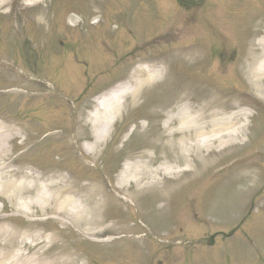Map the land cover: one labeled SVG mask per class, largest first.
<instances>
[{
  "label": "rangeland",
  "instance_id": "obj_1",
  "mask_svg": "<svg viewBox=\"0 0 264 264\" xmlns=\"http://www.w3.org/2000/svg\"><path fill=\"white\" fill-rule=\"evenodd\" d=\"M56 1L57 0H51L53 4L52 7L56 5ZM61 1H63V3L59 6L60 9H65L69 7L71 3H75L81 5V11H86L88 8L97 9V6L101 7L104 5V3L100 4L102 0H95L96 2L94 3H91L93 0L90 2H88V0ZM83 1H87L88 5L86 2L83 3ZM111 2L112 5L109 3V6L106 8L109 10V8L112 6L111 10L114 12V14L111 15L110 11L107 14L106 24L108 25V28L104 31V39L101 41V43H107L112 47V51L114 47V50L117 52V55L119 54V56L114 55L112 52H108L107 49H110L109 47H106V49H102L100 47L98 52L101 51L102 55L106 54V56L101 57L100 59L97 58L98 69L95 71H98V73L101 71H106L107 68L111 67L113 64V67L116 68L114 71L117 73H113L110 79H108L110 76L98 77V81L99 78L104 81L97 82L94 87L95 90L93 89L89 95L100 90L103 86L110 84L116 78L125 76L126 69L124 71L119 70L127 68V63L124 64V60L119 59V57L124 53H128L132 45L135 46L140 42L148 45L146 51L152 58H156L159 61L162 60L168 63L170 57H175L173 55L174 50H169L170 48H168V45L175 43L176 36L179 37V48L181 51L185 52V57L189 49L199 46L203 47V49L208 48V42L215 39L221 33L219 28L223 27V30L227 31V28H232V26L236 27L238 24L237 20L241 19L244 15L243 11L247 12L244 15V18L246 17L245 22L247 19H250L251 21L250 28H248L246 34V38H250V41L246 39V42L248 44L250 43L251 48H257L258 41L256 42V40L264 31V18L262 19V23L256 20H254L255 23H253V18L258 15L256 8L259 9V7L264 4V0H204L203 2H200L201 4L193 5L187 9L183 7V10H173L170 3L164 4L162 0H111ZM209 3L213 4V9H210L211 5H209ZM216 3L218 7H216ZM47 5L48 3H45L41 7V11H45ZM9 8L5 7L0 10V28H2L0 31V57L2 58H0V60L3 62H9L10 65L15 66L17 71L21 74L28 73L33 75V78L36 80L34 81L35 85H33V89L36 92H38L40 89L44 95L42 97L33 99L32 105L27 104L29 99L24 98V104L21 105L16 112L9 106L15 100H17V95H8L5 98H1L0 107L4 104L5 106L0 109V115L5 114L6 112V116H8L15 112V114L11 117L13 121L26 123L28 126H30V123H35L38 126H30L29 131H32V133L37 137H46L48 134L54 132L55 128L57 127L55 124L63 123L67 115H69L68 112L58 111V108L61 107L60 102L68 101L71 104H74L77 98H79L83 93L87 83L93 81L95 74L94 72L88 73L85 66H80L78 65L77 61L67 57L68 52L76 50L75 46L80 44L75 42L73 43V47L67 44V42L62 43L63 45L61 47L59 46L60 44L55 45L53 38L56 35L61 34L60 28L56 29V27H54L53 31H50L51 27L49 26L48 22L46 26H41L36 18L33 17V20H28L26 16H21V26L25 29H21L19 27L18 29L14 30L10 22L14 18L17 20L14 15L20 13L18 11L21 10L22 4L17 3V0H14L12 1ZM9 10H11L10 13ZM101 11L103 10L101 9ZM71 12L72 10H63V12L59 10L57 14V24L64 23L67 15ZM29 13L30 11L28 14ZM80 13L81 15L79 16L72 15V22L74 23L76 21L82 20L84 24L82 28L78 29L77 33L80 32V35H87L89 32H92L88 26V21L90 18L87 17L86 12ZM29 15H31V13ZM17 21L19 23V18ZM55 21L56 19L53 20V22ZM53 26H55V24H53ZM253 27L258 30V36L256 35L253 37L252 34H250L249 30L252 31ZM242 38L243 35L238 31L234 32V34H231L228 37V39H233L234 42L239 44L244 42V39ZM49 40H52V43L48 49L52 54L51 56H53V58L54 56H58L59 59L52 61L53 64L51 65L49 63V70H47V67H45L43 64L44 62L40 61L39 64L37 63L36 65V68L39 69V72L35 73L34 69H31L30 67L35 59L31 54V51H36L39 48L37 45H42V43H45L44 46H47ZM33 41L35 44H33ZM91 41L92 40L89 38L79 39V43L81 44L91 45L93 43ZM177 45L178 44H176V46L173 45L172 47L176 48ZM99 46L100 45L98 44L97 47ZM238 48L240 58L235 62L234 66L236 74L238 70H243L241 77H239V83L242 82V88L244 89L243 91H245V93L255 96L254 98L260 102L258 95L256 94V92L259 94L260 92L255 89L253 83L249 79L250 75L247 72V68L245 65H243L248 58L247 55L249 49L247 48V45L244 47L239 46ZM21 50L24 52L23 56L25 58L22 56ZM60 50L63 51L64 57H61ZM80 51L81 50L78 52ZM89 53H91V49L90 52L87 51L86 54L90 56ZM115 60L116 62H120L116 63ZM180 61H182V63ZM239 61L241 64L240 66ZM92 62L96 63V60H92ZM28 63H30V65ZM178 63L181 65L179 69H174V66L177 65L174 61L172 66L169 67V70L171 68L175 74H180V71H183L184 73L179 75L184 76L183 82L188 81L191 84V81L193 80V83L195 71L198 70V65L196 66L195 64L196 59H191L188 57L187 61H183L181 58L179 59ZM205 63H208L207 60ZM7 66L8 65L3 64L0 67V81H8L10 82V85L19 83V80H21V75H16L15 69H9ZM182 66H185L184 68L186 69H183ZM91 69L94 70V68ZM128 73L129 71H127V74ZM214 76L215 74L213 73L211 77L214 78ZM197 81H200V77L197 78ZM8 82L4 84L1 90H5L9 87ZM46 82L50 83L55 91H49L50 89L48 90V87H45ZM166 84L168 89L161 91L160 94L158 93L160 92L158 89L163 88L156 85H151L142 91V97L136 104L132 105L131 102L128 103L133 106L127 108L128 115H130L132 112H135L136 110L139 112H135L136 115L138 114V118L142 117L148 120V123H150L149 134L148 132L146 134H142V127L146 125L147 122L143 120L141 123H139L138 120H135L134 123L137 126L135 133L137 134V137L133 142H131V140L134 136L131 138L130 146L128 147L129 142H126L127 144H124L126 145L125 148H121V146H119L114 151H109L107 153H105L103 148H101L96 160L85 153L82 143H77L78 149L81 151V153H83L86 159H89L90 161L94 160L95 163L97 161L96 164L97 167H99V170H97V168L96 170H91L92 168L89 166V163H85L87 169L83 170L84 168L77 164V158H80V156H78L76 145H74L72 142L75 136H80L82 133V130L79 127L81 126L79 123V121H81L79 119V113L82 111L84 114L83 119L87 117L89 111L88 109L92 107L94 97H91L88 103L85 104L84 107H86V110L81 109L82 107L80 108V104L77 102L76 114L74 115L73 120V125L75 127L72 128V122L68 120L69 122L66 123V126H71V128L69 131L67 129H63L62 132L58 134V136L61 138L56 141H52L55 145L54 150L52 146H46L47 142L32 138L31 136L27 139V144L29 146L27 147L26 152H17L16 150L18 148L15 147L14 153L21 155L19 163L28 167L30 171L32 170V172L35 173L34 178L26 179L25 182H33L35 184L36 188L33 189V194L29 198H34L36 205L33 209H31L30 212L31 215L29 218L32 220H28L25 216H23L24 212L29 209H27L25 206V202L18 200L17 204L14 205L11 202L5 200L0 195V217H2L0 218V229L16 231L19 239L21 240V243L19 241V244L13 248L11 255H22L21 257H26L32 261L28 264H35V261H38V256L44 255L41 260L49 261L53 255L59 254L64 248L73 254H78V252L75 251L73 247H78L77 242H80L83 244V247H85L83 248L85 249L83 250L85 255L80 256L78 254L81 257L79 264H91L94 261L86 262L85 257H90L91 255H95L97 257V244L92 243L90 240L78 234L76 232V228H71V226L68 227V223L65 224V221H63V223L61 222L60 224L51 219H47L46 224H41L39 222V220L43 219L45 216L50 217L51 214L48 213L50 211L46 212L49 204L47 206V202H44L38 197L42 183H47V181L41 179L40 176L42 177V174L45 172L50 174L59 173L63 176L69 177V179L72 181L85 185L89 184L85 178L93 179L97 176H103L102 174L106 173L109 175L110 180L113 182L115 187L118 186L117 184L120 185V174L126 163V156L136 154L139 146L142 144H147V141H154L153 137L160 131L158 128L161 125V120L163 118L162 114L164 113V111L161 110V106L158 104L161 102L160 96H167L164 99L166 102L169 96V100H171L174 96H177L175 93L181 95V92L187 90L180 88L175 92L172 87H169L170 82L168 80L166 81ZM30 87L32 88L30 85L26 86V90L22 91L31 92ZM9 91H11V94H20L17 91H21V88H12ZM189 93L187 95H189ZM146 95L148 97V100L144 102L146 104L141 105L138 109L135 108L136 106L140 105L144 96ZM191 95L193 97L192 93ZM15 105H17V103H15ZM196 105L198 104L196 103ZM70 108L71 106L69 105L67 110L70 111ZM254 112H256L255 108L253 111L249 112L250 115H254L248 120L245 119V122L243 121L246 124L243 136H241L238 141L230 145L226 151L215 155L211 161L213 163H223V166L219 172H206L202 174L199 178L192 180L189 185L179 190L171 199H167L164 192L148 195L146 198L138 201V208L134 211L133 215H130L129 224L136 225L137 232L146 235L141 226L137 225L139 222H143L149 229L147 232L152 238L162 237V240L174 241L172 234L175 231L185 233L187 238H190L186 232L184 221L187 219V215L189 213H193V211L200 213L199 220L203 226L212 229L229 228L231 222L235 219V214L238 211L247 210V212L250 213V207L247 209V206L248 204L251 205L254 199L249 200V196L254 193L255 189L259 188L260 182L264 181V177L261 178L262 173H264V165H262L263 162L254 161V157L256 155L254 157H247L252 152H254L255 149L258 154L259 151L264 148V145H262L264 144V137L260 138L262 134L264 136L263 112L257 116V122L254 123V126L249 128L248 135L247 127L251 125V122H253L254 119L253 117H256L257 115ZM136 115L134 117H136ZM124 120L125 117L123 121ZM123 121L120 120L119 124L115 127V135L113 133V140L116 139V135L119 132ZM130 123L131 121L128 119L121 128L117 140H119L121 134L127 129ZM132 128V125H130V129ZM71 131H73L75 135H71ZM255 135L257 137H255ZM18 141L19 140L16 142L18 143ZM113 143L114 142L111 140L108 143V148L106 150L113 147L111 146ZM66 144L68 145L63 148V146ZM44 146H46L45 150L42 148ZM40 149L41 151H44V154L43 152L38 154ZM70 152L73 154V159L69 161H67V159L64 160L63 157L69 155ZM62 154L65 156L62 157ZM224 156H226L225 159L223 158ZM223 159L224 161H222ZM100 160L103 161L102 165H100ZM167 178L168 177L164 178L163 176H160V179L166 180ZM256 181L258 183H254ZM166 183H164V186H167ZM162 185L163 182L160 183V186ZM101 186H103L107 192L109 186L104 183H102ZM132 190H135L136 192V188H132L131 191ZM137 196L139 195L137 194ZM254 203L256 206L254 211L255 216L253 217L255 222L251 227L249 222L245 231L248 234L252 232L254 235L253 239L257 242L256 260L254 262L251 260L249 250L243 245L242 247H237L236 253H232V257L234 259L231 260L229 257L227 264H234V260L236 258L241 260V264H264V193L261 194ZM245 214L246 213H243L241 216L243 217ZM190 221H193L190 223V225L195 228L197 221L192 219ZM195 232L196 231L192 230L191 232L189 231V234H194ZM202 234L207 235V233L204 231L200 233V235ZM208 234H211V230L208 231ZM41 236L43 239L37 242L35 247L30 248L24 243L25 240H27L26 242L30 243L29 241L35 239L36 237L38 241ZM51 236H53V240L56 241L53 244L47 242L48 239H52ZM241 240L243 243L245 242L244 239ZM125 244L126 242H123V245ZM237 245L238 243L236 246ZM1 248L3 247L1 246L0 242V256L2 255ZM180 248L181 250L177 256L184 263L189 264L191 262V264H215L214 255L206 250H203L204 248L196 249L193 257H188L183 253L185 246H181ZM124 252L125 256L128 257L133 263L146 264L147 262L146 254L140 249L126 248ZM149 253L151 255V261L156 262L157 260L164 258L162 255L154 254L152 249L149 250ZM247 258L249 259L248 261ZM3 262L4 264H13V262L9 261L8 258H5ZM18 263L22 264V262Z\"/></svg>",
  "mask_w": 264,
  "mask_h": 264
},
{
  "label": "bare ground",
  "instance_id": "obj_2",
  "mask_svg": "<svg viewBox=\"0 0 264 264\" xmlns=\"http://www.w3.org/2000/svg\"><path fill=\"white\" fill-rule=\"evenodd\" d=\"M42 2L43 0H27V4L32 7H37ZM258 45L260 48L255 50L251 59L250 75L253 82L259 84L261 97L264 98V87L261 86V81L264 80V36ZM163 74V68L157 64L139 65L134 68L124 84L96 100L93 112L88 114L81 126L87 129L91 136L90 140L87 136L83 138L84 149L89 155H97L114 122L124 111L127 100L137 102L142 90L155 84ZM248 115V112L240 107L231 111L209 113L206 107L196 108L185 98L179 99L166 109L162 132L155 136L157 143L125 165L123 173L127 182L140 190L154 188L160 183L158 177L161 174L176 176L187 172L194 162L207 163L214 151L225 150L240 138L245 128L243 118ZM147 131L148 126H145L143 132ZM20 136V130L7 123H0V194L14 205L18 200L25 202L29 211L24 216L29 218L31 209L36 205L35 200L29 198L33 194L35 184L25 180L35 176L31 172L25 174L22 168L14 167L15 159L9 149L10 144ZM25 141L20 145H24ZM158 149L162 154H157ZM203 154H207L206 159L201 157ZM44 178L41 179L47 183H42L38 197L47 202V206L49 204L46 212L50 211L53 216L68 219L87 235L103 237L107 234L110 226L106 225L102 216L103 202L95 198L98 194L95 186L78 187L69 178L57 175ZM19 241L21 243L15 231L0 229V242L3 247L1 249L4 250L0 264H4V256H8ZM30 242L33 245L37 240L32 239ZM18 259L20 258L15 257L13 261ZM59 260L56 259L51 264H74L76 258L67 256L66 259Z\"/></svg>",
  "mask_w": 264,
  "mask_h": 264
},
{
  "label": "clouds",
  "instance_id": "obj_3",
  "mask_svg": "<svg viewBox=\"0 0 264 264\" xmlns=\"http://www.w3.org/2000/svg\"><path fill=\"white\" fill-rule=\"evenodd\" d=\"M26 2H27V0H26Z\"/></svg>",
  "mask_w": 264,
  "mask_h": 264
}]
</instances>
